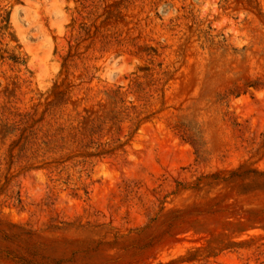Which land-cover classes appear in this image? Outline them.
Listing matches in <instances>:
<instances>
[{"label": "rangeland", "instance_id": "rangeland-1", "mask_svg": "<svg viewBox=\"0 0 264 264\" xmlns=\"http://www.w3.org/2000/svg\"><path fill=\"white\" fill-rule=\"evenodd\" d=\"M264 264V0H0V264Z\"/></svg>", "mask_w": 264, "mask_h": 264}, {"label": "trees", "instance_id": "trees-1", "mask_svg": "<svg viewBox=\"0 0 264 264\" xmlns=\"http://www.w3.org/2000/svg\"><path fill=\"white\" fill-rule=\"evenodd\" d=\"M24 262V264H28L29 263V261L28 260H23Z\"/></svg>", "mask_w": 264, "mask_h": 264}]
</instances>
